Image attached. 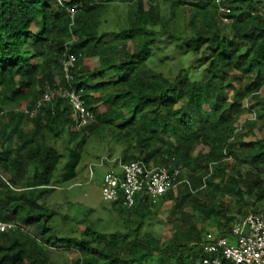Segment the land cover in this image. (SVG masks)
Returning a JSON list of instances; mask_svg holds the SVG:
<instances>
[{
	"label": "trees",
	"instance_id": "1",
	"mask_svg": "<svg viewBox=\"0 0 264 264\" xmlns=\"http://www.w3.org/2000/svg\"><path fill=\"white\" fill-rule=\"evenodd\" d=\"M119 4L127 6L125 20L103 21L109 6ZM161 5L170 18L177 10L187 14L191 34L177 38ZM222 5L229 14L211 0H0V221L15 224L0 235V264H53L50 249L74 251L68 264H200L210 229L229 237L238 218L264 217V138L243 142L237 132L250 109L249 131L264 124V97L258 95L264 94L263 0ZM160 38L206 67L180 69L173 78L156 73L149 66L165 58ZM66 53L76 59L69 86L62 71ZM88 60L96 63L91 70L84 68ZM67 86L94 114L80 131L65 99L35 111L46 89ZM66 129L64 181L76 176L87 133L109 139L105 173L119 161L180 170L176 186L155 199L172 203L168 240L143 231L156 216L147 196L130 209L111 203L129 222L124 232L74 226L59 234L44 198L54 189L61 156L47 138Z\"/></svg>",
	"mask_w": 264,
	"mask_h": 264
},
{
	"label": "rangeland",
	"instance_id": "2",
	"mask_svg": "<svg viewBox=\"0 0 264 264\" xmlns=\"http://www.w3.org/2000/svg\"><path fill=\"white\" fill-rule=\"evenodd\" d=\"M264 6V0H263ZM131 7V6H128ZM163 16L169 19L168 26L170 30L176 33L177 38H183L185 35H190L191 26L190 19L187 14L177 10L175 16L170 18L169 10L167 5H161ZM264 11V8L261 9ZM127 13V6L125 5H111L102 15V20L110 21L114 17L125 20ZM222 22V21H221ZM221 23L222 31L226 35H229V26ZM223 24V25H222ZM110 30V29H109ZM163 42H160L159 47L165 58L162 59L161 63L154 60L156 63H152L149 67L156 73H161L165 77L173 78L177 71L180 69H187L192 72L197 70L200 72L206 65L202 63H195V59L190 55H180L178 50H175L174 45L169 43L166 38H160ZM198 59V58H197ZM96 63L94 60H88L84 62V68L91 70L95 67ZM199 68H195L198 67ZM232 75V74H231ZM232 78H236L234 75ZM231 78V79H232ZM227 81L230 79L227 78ZM233 83L238 85V82L234 79ZM260 98L264 97L263 90L258 94ZM245 107L249 109V100L245 102ZM24 109V106L21 107ZM104 108L100 107V111ZM255 111L252 109L248 110L240 118L237 126V132L243 137V142H248L254 139L264 138V124H258L256 128L249 131L247 123L254 119ZM29 125L26 126L28 129ZM73 130V128L71 129ZM104 135L88 134L86 139V145L82 149L81 160L76 167V176L69 180H62V171L69 161L68 158V129L59 138H47V142L55 144L59 155L61 156L58 165L53 173L51 185L54 189L44 198L46 204H48L53 212L56 213V226L60 235L67 234L70 231L69 228L77 227L79 230H83L85 226H94L99 232L106 234L114 232H124L125 227L129 226V222L124 218H121L111 204L103 202L101 198V183L103 174L108 167L106 164L107 159V145H111ZM108 142V143H107ZM120 150V147L118 148ZM118 151L114 154L117 156ZM116 159V157H115ZM99 160L104 161L103 167H90L89 164H96ZM227 163L230 165L233 160L228 157ZM91 173V175H90ZM182 185H178L176 189L181 188ZM153 205L152 212L156 216H152L147 222L148 224L144 228V232L153 235L161 240H168L171 236L173 214L170 213L172 203L167 202L165 204H158L157 201L151 199ZM200 225V224H198ZM73 236V235H71ZM219 235L215 230L210 229L206 234L204 241L208 242L212 239L217 238ZM36 239L40 237L35 235ZM75 252H67L62 249H50L49 259L53 264H68L69 261L75 258Z\"/></svg>",
	"mask_w": 264,
	"mask_h": 264
},
{
	"label": "built area",
	"instance_id": "3",
	"mask_svg": "<svg viewBox=\"0 0 264 264\" xmlns=\"http://www.w3.org/2000/svg\"><path fill=\"white\" fill-rule=\"evenodd\" d=\"M204 1V0H197ZM218 8L219 13L229 14L230 10L222 5L223 0H211ZM229 22L227 18H222ZM75 56L70 53L64 55L62 71L69 86L71 80L69 70L74 67ZM67 88L56 92L47 90L38 100L35 111L40 110L55 99H65L70 107L73 127L76 131L83 130L93 122L94 114L84 105L77 93ZM68 89V90H67ZM114 159L110 161L113 163ZM90 164V167L102 166ZM178 169H171L170 165L146 167L139 161L124 163L118 162L115 169L108 170L102 178L101 198L105 203L119 202L126 209L135 205L136 199L147 196L158 199L173 189ZM91 175V173H90ZM15 227L12 222L0 221V235L11 231ZM203 252L206 257L200 264H264V217L260 214L249 213L238 218L230 232L229 237L218 236L204 243Z\"/></svg>",
	"mask_w": 264,
	"mask_h": 264
},
{
	"label": "crops",
	"instance_id": "4",
	"mask_svg": "<svg viewBox=\"0 0 264 264\" xmlns=\"http://www.w3.org/2000/svg\"><path fill=\"white\" fill-rule=\"evenodd\" d=\"M109 166H110V165H109ZM108 168H111V167H107L106 170H107ZM106 170H105V171H106ZM104 173H105V172H104ZM53 188H54V187H53Z\"/></svg>",
	"mask_w": 264,
	"mask_h": 264
}]
</instances>
